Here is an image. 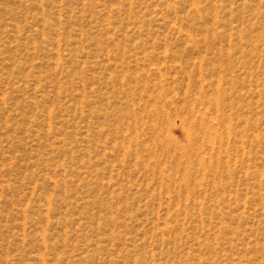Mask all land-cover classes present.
Segmentation results:
<instances>
[{
    "label": "rangeland",
    "instance_id": "1",
    "mask_svg": "<svg viewBox=\"0 0 264 264\" xmlns=\"http://www.w3.org/2000/svg\"><path fill=\"white\" fill-rule=\"evenodd\" d=\"M0 264H264V0H0Z\"/></svg>",
    "mask_w": 264,
    "mask_h": 264
}]
</instances>
